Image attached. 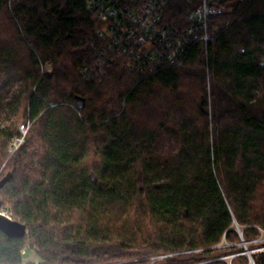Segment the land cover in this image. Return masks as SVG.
I'll list each match as a JSON object with an SVG mask.
<instances>
[{"label": "trees", "instance_id": "trees-1", "mask_svg": "<svg viewBox=\"0 0 264 264\" xmlns=\"http://www.w3.org/2000/svg\"><path fill=\"white\" fill-rule=\"evenodd\" d=\"M217 23L175 66L89 79L87 0H0V211L27 227L0 264H226L264 230V0Z\"/></svg>", "mask_w": 264, "mask_h": 264}, {"label": "built area", "instance_id": "built-area-1", "mask_svg": "<svg viewBox=\"0 0 264 264\" xmlns=\"http://www.w3.org/2000/svg\"><path fill=\"white\" fill-rule=\"evenodd\" d=\"M244 1L87 0L88 11L99 28L89 42L93 60L81 72L89 79H98L119 64L141 74L175 66L194 45L213 41L220 31L218 20ZM28 127H19L20 136L11 141L10 155L24 144L22 134ZM1 213L10 217L6 211ZM236 231L241 239L237 252L218 260L226 264H264V230L258 228L259 234L252 241L244 238L239 226Z\"/></svg>", "mask_w": 264, "mask_h": 264}, {"label": "rangeland", "instance_id": "rangeland-1", "mask_svg": "<svg viewBox=\"0 0 264 264\" xmlns=\"http://www.w3.org/2000/svg\"><path fill=\"white\" fill-rule=\"evenodd\" d=\"M21 90H23V85L21 82H16L15 80L13 82H11V84L9 85V87L3 91V94L6 95V101L7 102H10V100L15 96V95H18ZM24 97L25 96H22V106H24ZM22 111V110H21ZM24 122L21 121L19 122V127L23 124ZM19 132V130H18ZM29 136V127L28 129L26 130V132H24L22 134V137L23 139H25L24 141H26L27 137ZM25 144V142H24ZM159 147L161 149V151H163L164 153H172L174 151L177 150L178 146L175 142V140L173 138H171L169 135L167 134H163L161 139H160V142H159ZM14 155V154H13ZM13 155H10L8 156V159L7 161L13 156ZM6 164V163H5ZM5 164L0 168V174L4 172L5 170ZM241 241L240 237H239V241L238 243ZM166 257H161L159 258L160 260H164ZM25 262L26 263H37L39 262V258H38V255L37 253L28 248L25 252Z\"/></svg>", "mask_w": 264, "mask_h": 264}, {"label": "water", "instance_id": "water-1", "mask_svg": "<svg viewBox=\"0 0 264 264\" xmlns=\"http://www.w3.org/2000/svg\"><path fill=\"white\" fill-rule=\"evenodd\" d=\"M0 231L10 238H24L27 234V227L0 212Z\"/></svg>", "mask_w": 264, "mask_h": 264}]
</instances>
